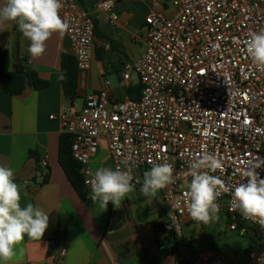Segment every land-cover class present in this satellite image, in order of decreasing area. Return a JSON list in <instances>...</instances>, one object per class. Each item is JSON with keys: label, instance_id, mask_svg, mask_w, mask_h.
Returning <instances> with one entry per match:
<instances>
[{"label": "built area", "instance_id": "1", "mask_svg": "<svg viewBox=\"0 0 264 264\" xmlns=\"http://www.w3.org/2000/svg\"><path fill=\"white\" fill-rule=\"evenodd\" d=\"M120 0H99L96 13L115 26V6ZM61 17L69 23L64 34L68 53L79 72L89 70L95 39L94 14L73 0H61ZM145 16V50L124 64V85L139 84L140 98L118 102L105 88L88 95L80 110L64 108L50 120H58L70 137L72 157L81 165L86 190L90 161L101 148L108 152L112 169L131 168L140 189L143 173L153 164L174 166L173 183L159 190L169 210L168 219L179 246L184 219L190 217L184 192L192 158L214 153L222 162L219 175L234 187L247 182L246 161L264 158V71L247 55L251 33L264 28V0H150ZM170 5V6H169ZM137 81L133 82V76ZM46 166V160L42 162ZM264 179V168L257 169ZM139 180L141 183H136ZM231 194L217 200L231 221L264 235L258 224L232 210ZM159 242L164 234L158 235ZM66 248L57 250L62 264ZM191 264H225L212 249H202Z\"/></svg>", "mask_w": 264, "mask_h": 264}, {"label": "crops", "instance_id": "2", "mask_svg": "<svg viewBox=\"0 0 264 264\" xmlns=\"http://www.w3.org/2000/svg\"><path fill=\"white\" fill-rule=\"evenodd\" d=\"M73 1L93 13L95 23L91 66L87 71H78L73 98L63 89V57L70 55L64 35L54 33L46 41L43 55L33 58L28 51L30 41L18 25L7 22L0 27V52L7 51L12 62L25 59L26 66L46 83L44 89L27 87L18 96L6 94L0 87V165L13 169L15 181L26 193L23 203H33L49 217L43 237L33 240L25 236L7 264H56L57 238L66 248L62 264H142L159 248L154 225L169 215L160 191L155 197H145L135 188L118 209L111 202L107 210L99 202L93 203L91 190H87V201H83L59 164V144L65 135L62 125L49 117L71 106L80 110L85 98L104 89L106 81L111 98L118 102L129 99L121 72L125 63L136 60L145 50V16L151 2L118 1V22L112 26L105 15L94 11L99 0ZM4 3L0 0V7ZM100 167L112 168L104 148L90 161L93 172ZM218 215V220L207 225L185 218L182 243L165 264H191L210 242L225 264H258L264 257V235L244 224L231 231L226 212L220 210ZM235 233L241 239L233 238Z\"/></svg>", "mask_w": 264, "mask_h": 264}, {"label": "clouds", "instance_id": "3", "mask_svg": "<svg viewBox=\"0 0 264 264\" xmlns=\"http://www.w3.org/2000/svg\"><path fill=\"white\" fill-rule=\"evenodd\" d=\"M62 7L61 0H5L0 7V27L7 22L18 25L19 31L30 41V55L38 58L54 33L64 35L69 30V23L60 15ZM245 51L256 68L264 71V28L251 33ZM222 166L221 160L208 152L189 161L187 175L191 181L184 197L190 217L204 225L218 220L217 200L223 193H230L232 210L264 229V179L257 171L264 168V158L247 160L242 173L247 182L234 187L228 186L219 175L210 174ZM88 175L90 199L93 203L99 202L103 209L107 210L109 202L118 209L128 194L135 191L131 168L100 167L94 172L89 170ZM173 179L171 163L153 164L143 173L139 191L145 197H155L159 190L173 183ZM136 183L141 182L137 180ZM24 195L26 193L14 179L13 169L0 165V261L4 264L12 259L16 246L25 236L40 240L49 226L48 213L31 202L23 203ZM258 264H264V257L259 258Z\"/></svg>", "mask_w": 264, "mask_h": 264}, {"label": "trees", "instance_id": "4", "mask_svg": "<svg viewBox=\"0 0 264 264\" xmlns=\"http://www.w3.org/2000/svg\"><path fill=\"white\" fill-rule=\"evenodd\" d=\"M62 66L65 73L63 75V89L65 94L74 97L78 69L75 59L70 55L63 57ZM0 87L8 95H21L27 87L44 89L46 83L38 79L37 74L26 66V60L15 59L11 61V56L7 51L0 52ZM130 100L136 101L140 98L141 87L139 84L129 85L126 90ZM59 164L75 192L83 200L87 201V190L85 178L81 173V165L72 157L70 137L64 135L59 144ZM243 228V224L239 223ZM157 234H164V240L159 244L157 252L146 258L142 264H165L168 256L177 253L179 249L178 241L173 233V226L167 218L164 222L154 225ZM202 244L203 241L196 242ZM211 242L206 246L211 249ZM55 249L62 247L60 240H55ZM186 264V263H181Z\"/></svg>", "mask_w": 264, "mask_h": 264}, {"label": "rangeland", "instance_id": "5", "mask_svg": "<svg viewBox=\"0 0 264 264\" xmlns=\"http://www.w3.org/2000/svg\"><path fill=\"white\" fill-rule=\"evenodd\" d=\"M170 6V5H169ZM112 81H114V79L112 78ZM137 81V78H136V76L134 75L133 76V82L135 83ZM233 238H235V239H241L240 237H239V235H237L236 233H235V235L233 236Z\"/></svg>", "mask_w": 264, "mask_h": 264}]
</instances>
